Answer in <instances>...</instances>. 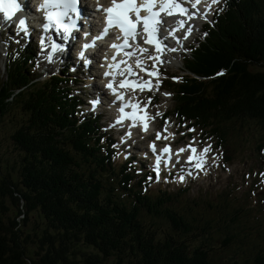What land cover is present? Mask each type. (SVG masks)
Masks as SVG:
<instances>
[{
  "label": "trees",
  "instance_id": "trees-1",
  "mask_svg": "<svg viewBox=\"0 0 264 264\" xmlns=\"http://www.w3.org/2000/svg\"><path fill=\"white\" fill-rule=\"evenodd\" d=\"M204 34L184 75L165 80L170 113L225 147L237 122L264 131V0H227ZM34 52L13 51L0 81V124L14 122L18 155L0 169V264H220L214 233L231 251L240 217L204 199L152 194L147 174L134 182L136 165L115 162L100 117L78 116L83 101L67 70L40 80ZM238 255L228 264H264V241Z\"/></svg>",
  "mask_w": 264,
  "mask_h": 264
},
{
  "label": "rangeland",
  "instance_id": "rangeland-1",
  "mask_svg": "<svg viewBox=\"0 0 264 264\" xmlns=\"http://www.w3.org/2000/svg\"><path fill=\"white\" fill-rule=\"evenodd\" d=\"M225 2L219 8L223 7ZM195 26L193 38L189 41L191 49L204 36L202 25L198 23ZM198 33L200 34L198 35ZM13 34L16 36L14 32ZM14 35L12 33L0 35V81L5 78L6 64L12 51H17L18 48L22 49L27 43L26 40L23 43H18L19 39H15ZM195 36L198 37L195 38ZM190 48L187 49L186 47L183 51L179 49L178 52H184L182 55L177 54V56L165 60L163 74L157 77V80L151 86V93L145 98V102L150 104L153 126L158 130L164 129L166 131L163 137L157 138L156 134L153 137H145L143 133H139L137 130L132 131L127 126H115L113 115L103 116L101 126L102 131L110 135L116 142L114 145L117 152L116 163H122L129 158L136 159L133 164L136 165L139 176L134 182L141 178L143 172L149 173L151 171L150 162L147 160L150 152L148 149L149 142L158 143V141H161V145L174 142V149L177 152L185 150L182 154L183 159L188 156L191 146L197 145L205 153V149L208 150L204 155V162H200L202 168L199 167V170L187 166L184 173L170 175L167 169L164 170L161 178H147L142 186L144 185L145 189L152 194H158L161 190H168L181 195L185 202L204 199L213 204L228 207L233 214L236 213V216L240 217V226L234 228V231L239 234V229H242L236 238L242 239L236 240L237 243H234L235 246L231 251L222 250L220 242L225 233H214L217 240L212 242L215 248L213 256L216 263L228 264L232 257L239 258L238 254L248 256L252 250H255V247L261 245L264 241V131L255 121L237 122L231 128L226 146L219 147L216 139L209 138L205 132L198 130V128H189L188 123L180 124L178 118L171 115L170 112L174 106L173 95L170 91L166 90V92L160 87H166L163 81L168 75H184V63L190 53ZM43 59L39 58L34 62L35 69L40 74V80L42 81L49 78L52 73H58L63 68L62 63L51 67L46 58L47 64L46 62L42 63ZM72 61L74 62L75 59ZM185 75L187 74L185 73ZM73 76L74 78L69 79H73L71 84L75 89L74 93L80 95L86 103L82 108H79L78 116L91 114L90 111L93 110H91V105L87 103V99L90 98V101H92L93 87L91 86H94L96 81L91 79L89 74L83 72L76 73ZM137 97H144V94H139ZM154 97H158L155 102L152 101ZM167 113H170V116L166 119L164 115H167ZM92 115L95 116L96 114L93 113ZM9 119L10 117L5 119L2 125L0 124V169L4 165L9 169L11 163L18 156L17 150L10 139L14 122ZM148 132L150 133L151 129ZM176 167L175 173L180 171L179 169L183 166L177 165ZM180 177H183V181ZM116 188V192L121 196L128 194L118 185H116ZM183 189H188V193H183L181 191ZM202 209L205 212L209 208L205 204ZM235 210L240 212H234ZM146 221L150 220L147 219ZM194 242L195 244L209 243L208 239Z\"/></svg>",
  "mask_w": 264,
  "mask_h": 264
},
{
  "label": "snow or ice",
  "instance_id": "snow-or-ice-1",
  "mask_svg": "<svg viewBox=\"0 0 264 264\" xmlns=\"http://www.w3.org/2000/svg\"><path fill=\"white\" fill-rule=\"evenodd\" d=\"M215 2V0H213ZM77 0H59L56 3L55 7L57 11H50L47 10L51 6L48 3H42L40 5V9L45 10L44 19L47 21L46 23L42 24V28L44 32H47L49 28L55 27L57 31L63 32V39L67 40L69 38L70 33L76 27L75 21L71 23H64V17L68 15L69 12H77ZM98 7H100L98 5ZM20 5L17 0H0V13L3 14V18L5 21H9L13 18L14 14L19 10ZM146 11L147 15H141V12ZM175 10V13H174ZM103 12L107 14V24L110 27L118 28L119 32L122 33L121 36H116L114 39L120 40V44L113 43L111 47L116 49L117 51L128 49L130 47L129 41H132V45L137 47V49L141 52L145 51L143 45H153L156 52H161L162 47H164L162 33L164 31L163 25L167 23L164 20L163 16L161 15L166 14L168 16H172L174 14H184L185 9L181 7L180 3L177 0H163L158 6L156 4V0H144L143 3L137 4L136 0H111V6L104 7L102 9ZM140 25V32H137V26ZM18 27L23 30L25 33L28 32L26 27L25 19L20 18L18 21ZM108 29H104V32L107 33ZM170 31V30H169ZM85 37L88 36V33H84ZM142 36L143 39L140 41L139 44H136L137 37ZM96 40L102 39L100 35L95 37ZM40 44L44 45V37L41 35L40 37ZM90 47H94V45L85 43L83 44V49H88ZM52 51L55 52L57 49H61V45L56 43H51ZM129 56L134 55L131 52L126 53ZM79 57L83 61L85 65L89 63V60L85 57L84 50H81L78 53ZM150 58H154L151 57ZM46 59L51 62L52 55L49 53L46 56ZM126 71L128 73L132 72L130 67H127L126 62ZM137 66H140V62L137 61ZM148 75H154V73L149 72L148 69L144 70ZM110 73L105 72L103 75L108 76ZM121 87L129 86L133 90L139 89L141 91L147 88L151 90V82L139 83V82H132L130 79H125L121 81ZM108 89H110L113 93L116 92L112 83H108L106 85ZM170 95V94H166ZM118 100L123 101V96L117 95L116 97ZM99 103L98 100L91 101V110H95V105ZM124 107H130L133 111L130 114H126V118L132 121L137 119L145 120L146 115L140 116L138 114V105L135 104H128L123 105L120 108V111L124 112ZM147 125L145 124V129ZM207 151V149H205ZM191 159V157L189 158ZM197 167H201L200 163H197ZM181 181H183V177H180Z\"/></svg>",
  "mask_w": 264,
  "mask_h": 264
},
{
  "label": "bare ground",
  "instance_id": "bare-ground-1",
  "mask_svg": "<svg viewBox=\"0 0 264 264\" xmlns=\"http://www.w3.org/2000/svg\"><path fill=\"white\" fill-rule=\"evenodd\" d=\"M19 3H20V6L22 7V9L24 11H28L29 14L32 12L31 11V8L33 7V1L32 0H19ZM200 13H202L200 11ZM193 14L190 16V19L189 21L193 24ZM41 20V18H39ZM171 19V18H169ZM168 19V20H169ZM95 22V21H94ZM0 27H1V22H0ZM193 27V26H192ZM194 27H195V23H194ZM27 29L29 30V28L27 27ZM178 32H182L183 30H180V28H178ZM23 31V30H22ZM24 32V31H23ZM176 34V33H175ZM177 35V34H176ZM178 37V35H177ZM80 40L79 37H75V39L66 47V53L65 54H61L59 56L55 55L56 53L53 54L54 56V62L56 63L58 60H61V61H65L67 60L68 58H71V63H72V66H73V69L78 71V72H87L90 76H91V79L94 78V75L96 74L97 70L91 65V64H87V65H84V64H79L76 62V60L73 62L72 60L75 59V51H76V42H78ZM73 53V54H72ZM90 61L89 62H93L95 59L93 57H90L89 59ZM93 90L95 93H98L97 92V85L95 86H92ZM124 117H126V114L124 115ZM128 121L137 126V122L136 120L135 121H132V120H129ZM179 152V151H178ZM183 152V151H182ZM181 152V153H182ZM177 153V152H176ZM180 153V155H181ZM193 161L196 163V166H197V163H200L202 162L203 160L199 159V160H196V157L193 158ZM202 168V167H201Z\"/></svg>",
  "mask_w": 264,
  "mask_h": 264
}]
</instances>
